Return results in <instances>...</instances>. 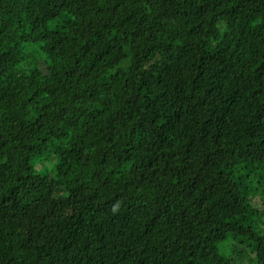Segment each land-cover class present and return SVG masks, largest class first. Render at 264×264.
<instances>
[{
    "label": "trees",
    "instance_id": "obj_1",
    "mask_svg": "<svg viewBox=\"0 0 264 264\" xmlns=\"http://www.w3.org/2000/svg\"><path fill=\"white\" fill-rule=\"evenodd\" d=\"M0 264H264V0H0Z\"/></svg>",
    "mask_w": 264,
    "mask_h": 264
},
{
    "label": "rangeland",
    "instance_id": "obj_2",
    "mask_svg": "<svg viewBox=\"0 0 264 264\" xmlns=\"http://www.w3.org/2000/svg\"><path fill=\"white\" fill-rule=\"evenodd\" d=\"M36 163V168L39 169L40 172H50L51 173V169L54 167L52 159H47V160H35ZM243 247V250H245L244 252L248 255V257H254L255 253L252 251L251 246L247 245V242L245 243H241Z\"/></svg>",
    "mask_w": 264,
    "mask_h": 264
}]
</instances>
